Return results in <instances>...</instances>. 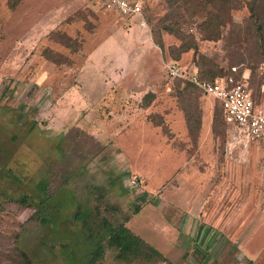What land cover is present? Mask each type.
I'll list each match as a JSON object with an SVG mask.
<instances>
[{
  "label": "rangeland",
  "instance_id": "1",
  "mask_svg": "<svg viewBox=\"0 0 264 264\" xmlns=\"http://www.w3.org/2000/svg\"><path fill=\"white\" fill-rule=\"evenodd\" d=\"M139 1L126 21L92 0H0V194L50 207L41 221L0 197V264H88L124 215L170 264H264V140L166 72L230 78L264 108V0L259 20L237 0L212 39L211 6ZM99 243L93 264H164Z\"/></svg>",
  "mask_w": 264,
  "mask_h": 264
},
{
  "label": "trees",
  "instance_id": "2",
  "mask_svg": "<svg viewBox=\"0 0 264 264\" xmlns=\"http://www.w3.org/2000/svg\"><path fill=\"white\" fill-rule=\"evenodd\" d=\"M162 1L166 4L167 7L171 8L170 14H172V9L179 0ZM236 1L237 0H198L199 4H205V6L209 5L215 10L214 13L209 12V15H211V17L210 19H208V21L206 20V25L209 26V28L208 30H206V36H204L205 38L212 39L218 33L219 27L229 22V11L235 7ZM257 1L258 0H247L245 1V3L250 16L256 20H259L262 12L259 9L260 1L259 3ZM165 29L169 32H176V29L168 26H165ZM158 46L161 48V45L158 44ZM197 73L200 78L203 77L199 70H197ZM208 80H212V77ZM185 84L193 87L188 82H185ZM39 189V191L42 192V186L39 185ZM0 197H2L7 202L17 205L18 207H27L32 209V217L40 219L41 221H46V210H49L50 207L47 206L48 196L44 195L43 192L38 199L26 192L20 193L17 197H11L4 194H0ZM138 211L139 206L135 204L131 211V215L136 214ZM129 217L130 215H124L119 223L115 225H108L106 229H103L104 231L97 237V242L91 252V257L88 264H93L101 256L102 245L99 243V241L102 239L106 240V243L109 247H114L119 255L133 257L142 255L147 260L154 258L157 261L164 262V264H170L169 261L164 256H162L159 251L149 246L146 242H144L141 238L131 232V230L124 225ZM70 218L73 221H79V223L81 224L80 229L85 228L86 231L88 230V228L83 224L85 213L81 214L79 210L76 209L71 214ZM105 224L107 225V223ZM88 236L89 235L86 234V238ZM72 251L70 253H72ZM20 253L22 257H25L24 252Z\"/></svg>",
  "mask_w": 264,
  "mask_h": 264
},
{
  "label": "built area",
  "instance_id": "3",
  "mask_svg": "<svg viewBox=\"0 0 264 264\" xmlns=\"http://www.w3.org/2000/svg\"><path fill=\"white\" fill-rule=\"evenodd\" d=\"M92 1L121 20L129 21L142 12L139 0ZM166 72L171 78L188 82L202 94L214 99L223 122L235 128L243 139L264 140V108L254 103L250 91L244 85L233 83L230 78H200L197 69L189 70L173 63L166 64ZM137 181L136 178L131 179V183L137 184Z\"/></svg>",
  "mask_w": 264,
  "mask_h": 264
}]
</instances>
